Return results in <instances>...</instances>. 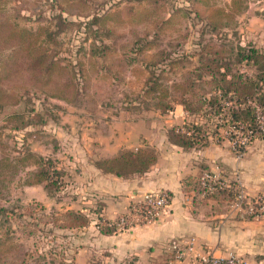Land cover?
<instances>
[{"label":"rangeland","instance_id":"rangeland-1","mask_svg":"<svg viewBox=\"0 0 264 264\" xmlns=\"http://www.w3.org/2000/svg\"><path fill=\"white\" fill-rule=\"evenodd\" d=\"M228 1L218 0L222 4ZM129 2L134 0H0V237L4 238L3 234L12 236V241L9 239V243L1 245L2 250L11 251L12 246L7 244L14 246V254L22 253L23 246L44 245L46 250H52L54 239L44 234L26 236L12 231L10 221L21 218L22 207L43 205L50 211L56 207L44 205L48 197L54 201L64 194L70 196L73 176L70 166L76 163L75 154L89 146L80 138L99 136L103 132L108 135L125 127L129 130L140 118L151 121L164 117L166 112L152 106L146 108L135 90L136 61L132 49L135 31L128 29L126 32L132 45L128 53L119 56L124 58L122 63L117 53L116 56L111 52L109 56L103 55V43L112 44L121 52L119 31L110 36L103 25L97 23L103 22L104 10L116 13L118 6ZM189 3L188 0H165L167 8ZM249 4L251 11L264 10V0H249ZM116 17L117 14L112 16ZM196 23L192 21L190 38L184 44L187 51L194 48L198 39ZM48 32L54 40L46 37ZM233 32L227 31L233 43L246 42L241 34ZM42 34L48 39L49 53L61 60V69L57 65L56 70L49 72L41 62L32 63L33 54L38 53L33 43L42 38ZM209 35L208 32L205 36ZM257 37L253 39L255 45ZM29 42L33 53L27 57L25 46H29ZM263 46L259 44L258 47L264 49ZM241 67L254 71L253 66L247 64L242 63ZM135 102L139 107H134ZM228 103L222 101L223 105ZM207 112L200 110L192 115L186 112L185 118L210 122L208 138L223 137L233 151L239 148L240 143L234 146L227 138L238 128L231 123L221 125L227 108L221 112ZM23 123L28 126L18 128ZM27 148L55 160L63 171V184L59 189L47 181L28 182L27 171L35 165L33 158L26 154L23 162L22 153ZM14 155L15 160L18 158L16 162L12 158ZM10 159L15 163H8ZM219 170L217 172L231 182L230 174ZM14 225L17 228V223ZM46 256L50 259L49 251Z\"/></svg>","mask_w":264,"mask_h":264},{"label":"trees","instance_id":"trees-1","mask_svg":"<svg viewBox=\"0 0 264 264\" xmlns=\"http://www.w3.org/2000/svg\"><path fill=\"white\" fill-rule=\"evenodd\" d=\"M188 1H190L188 5H173L167 8L165 0H134L125 6H118L119 10L116 13L104 10L103 22L97 24L103 25V30L109 32L110 36L119 31L121 52L112 44L103 43V55L109 56L108 53L111 52L116 56L117 53L118 61L122 63L124 58L119 56L128 53L132 45L126 32L133 29L136 33L135 47L132 48L136 61L134 84L140 101L146 104V108L152 106L161 112H167L173 108V103L178 102L189 115L200 110L216 113L227 108L221 119L222 126L230 123L236 125L244 121L248 130H258L259 134L256 136L263 137L264 130L259 128L255 119V108L257 105L264 107V49L251 42L233 43L225 31L235 26L236 14L247 6L248 0H229L223 4L218 0ZM115 14L117 17L112 18ZM192 21L194 24L197 22L196 29L199 35L194 48L187 51L184 44L190 38ZM208 32L210 35L205 36ZM46 35L48 39L54 40L50 32ZM123 35L125 36L122 42ZM41 37L33 43L38 53L33 54L32 63L41 62L45 69L51 72L56 70L57 65V68H60L61 60L49 53L50 49L46 45L48 39H45L43 34ZM31 44L29 42V46L28 44L25 46L27 57L33 53ZM242 63L253 66L254 71L249 73L248 70H242ZM73 72L78 73V70ZM223 100L229 103L223 105ZM135 103L134 107H139V104ZM26 126L28 123H23L18 128ZM210 128V122L206 120L201 122L188 119L171 126L168 129V137L170 141L183 148H190L205 144ZM29 132L30 130L28 134ZM234 136L235 134L231 133L225 137L232 139ZM222 138H218L217 141L220 142ZM252 140L254 138L251 136L246 145L248 146ZM246 145H240L236 152H244ZM25 154L33 158L35 165L33 169L27 171L28 182L47 181L59 189L63 184V171L55 160L40 156L31 151V148H27L22 153L23 162L27 158ZM12 158L15 160V155ZM156 158L155 148L146 145L135 149H121L116 155L97 159L95 163L106 172L127 177L146 171ZM10 160L8 163L14 162ZM201 173L196 178L185 177L183 189L193 190L194 201L205 204L209 211L225 212L236 198L237 188L234 181L231 180L225 187L215 185L212 191H205L200 183ZM209 198L213 203L205 201ZM94 210L99 220L105 217L100 204ZM19 218L10 221L13 224L12 231H20L26 236L44 234L43 236L54 239V247L52 250H46L44 245L23 246L22 253L14 254L12 244H7L12 246L9 252L8 247L7 250L1 249V245L9 243V239L12 241V236L3 234L4 238L0 237V264H70L72 262L70 253L65 251L59 237L66 236L65 229L84 226L91 220L88 213L79 210L48 211L42 205L22 207ZM109 220L106 218L105 223L96 221L95 225L99 232L118 231L116 225L108 224ZM47 251L51 254L50 259L46 256ZM171 258L173 255L169 251L163 264H168Z\"/></svg>","mask_w":264,"mask_h":264},{"label":"crops","instance_id":"crops-1","mask_svg":"<svg viewBox=\"0 0 264 264\" xmlns=\"http://www.w3.org/2000/svg\"><path fill=\"white\" fill-rule=\"evenodd\" d=\"M250 9L248 0L247 6L236 14L235 26L225 31L239 33L244 41L253 44L258 36L256 46L264 45V10ZM185 111L177 102L169 113H163L161 120L140 118L129 130L125 127L108 135L103 132L80 138L89 146L75 154L76 163L70 166L73 175L70 196L64 194L54 201L47 196L48 202L44 203L46 207L55 206L53 209H75L90 216L86 225L65 229L66 236L59 237L65 251L70 253V264H163L169 253V241L173 239L191 245V255L211 251L215 256L234 254L250 264H261L264 214L253 216L232 206L225 212L209 211L205 204L194 201L193 190L185 191L182 186L185 177L196 178L209 168L226 170L249 196L264 191V136L252 140L242 154L233 151L227 140L218 142L212 137L205 144L183 148L170 141L168 129L186 121ZM143 145L155 148L157 158L142 173L119 176L95 163L121 149ZM155 189H166L171 194L166 216L112 233L98 231L94 210L98 204L106 218L114 219L144 192ZM205 201L213 203L210 198Z\"/></svg>","mask_w":264,"mask_h":264},{"label":"built area","instance_id":"built-area-1","mask_svg":"<svg viewBox=\"0 0 264 264\" xmlns=\"http://www.w3.org/2000/svg\"><path fill=\"white\" fill-rule=\"evenodd\" d=\"M255 112V119L259 124V128L264 130V107L257 105ZM233 126L238 128L236 132H234L235 136L232 139H229L234 146L236 143L246 145L251 136L255 139L257 138L256 135L259 134L258 130H248L247 123L244 121H240ZM236 153L242 154L243 152ZM200 183L205 191H212L215 185L225 187L229 184L226 177L220 175L217 171H212L210 169L202 171L200 175ZM234 185L235 188H237L236 198L231 202L229 207L232 206L233 208L244 209L247 213L253 216L263 215L264 191L258 192L254 196H249L245 192L243 185L237 179L234 180ZM170 207L171 194L169 191L166 189L149 190L144 192L139 199L130 203L124 212L114 219H110L108 224L116 225L118 231L124 230L137 224H145L158 220L169 213ZM97 220L102 223L106 222L105 217L101 220ZM168 247L173 255V258L170 259L168 264H172L173 261H185L184 264H250L243 258L234 254L215 256L211 251H204L202 254L196 253L191 255L190 252L192 251V246L176 239L169 241ZM261 264H264V259Z\"/></svg>","mask_w":264,"mask_h":264}]
</instances>
